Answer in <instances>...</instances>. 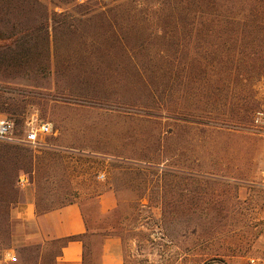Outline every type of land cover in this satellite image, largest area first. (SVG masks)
I'll return each instance as SVG.
<instances>
[{
    "label": "trees",
    "instance_id": "16d2710c",
    "mask_svg": "<svg viewBox=\"0 0 264 264\" xmlns=\"http://www.w3.org/2000/svg\"><path fill=\"white\" fill-rule=\"evenodd\" d=\"M50 4L52 9L45 0H0V66L11 74L12 68L33 59L38 73L55 78L54 86L63 95L108 111L130 108V131L123 135L125 143L130 138V146L110 150L88 145L83 150L130 162V167H121L133 176L123 190L137 191L140 209L149 205L157 189L162 196L180 194L179 167H222L219 152L215 162L190 165L181 160L180 147L168 144L183 129L194 128L190 112H182L181 89L188 97L195 87L208 90L217 116L223 115L221 103L230 106L226 117L213 125V133L226 135L236 129L241 121L234 105L244 78L237 36L245 40L254 59L264 58V0H50ZM214 29L220 51L215 56L209 40ZM224 47L227 55L221 52ZM52 84L32 86L51 89ZM125 84L130 86L129 97L116 90ZM224 90L227 94H222ZM137 137L142 138L138 140L142 147L135 146L137 139L131 142ZM53 152L38 155L32 145L0 140V257L13 248L12 209L23 198L20 177L37 174L44 163H65ZM42 190L38 186L35 191L38 211L65 204L44 201ZM126 219L118 205L101 216L94 230L118 235L124 242L130 231ZM36 259L39 264L38 254Z\"/></svg>",
    "mask_w": 264,
    "mask_h": 264
},
{
    "label": "rangeland",
    "instance_id": "374dc122",
    "mask_svg": "<svg viewBox=\"0 0 264 264\" xmlns=\"http://www.w3.org/2000/svg\"><path fill=\"white\" fill-rule=\"evenodd\" d=\"M45 3L53 8L50 0ZM209 40L211 54H220L215 29ZM237 44L244 78L234 108L241 123L226 135L213 133V125L226 117L230 106L221 103L223 115L217 116L208 90L195 87L188 97L182 88V112H190L194 128L191 132L183 129L168 143L180 147L181 160L190 165L215 162L219 152L222 167H179L180 194L162 196L157 189L142 209L137 191L123 190L133 176L121 167H130V162L83 150L88 145L110 150L130 146V138L125 143L123 136L130 131V108L108 111L63 95L54 86L55 78L45 79L38 73L33 59L12 68L11 74L0 66V113L22 121L15 135L24 137L30 126L50 122L53 131L43 135L42 141L69 152L65 163H44L37 174L26 176L29 189L36 191L41 186L42 199L55 205L79 201L90 220L96 219L94 227L99 226L98 194L110 186L120 189L119 210L126 213L124 225L130 227L124 241L128 264H248L250 257H264V54L263 61L254 59L240 36ZM221 52L229 53L226 47ZM10 76L14 80L7 83ZM49 83H53L51 89L32 86ZM116 90L130 96L129 85ZM136 139L135 146L142 147L140 137L131 142ZM101 240L102 236H95L92 241L98 248ZM36 261V254L29 250L17 264Z\"/></svg>",
    "mask_w": 264,
    "mask_h": 264
},
{
    "label": "crops",
    "instance_id": "0c3cea01",
    "mask_svg": "<svg viewBox=\"0 0 264 264\" xmlns=\"http://www.w3.org/2000/svg\"><path fill=\"white\" fill-rule=\"evenodd\" d=\"M2 115L0 113V119H8L1 117ZM41 144L42 147H34L38 155H42L45 150L54 151V154L66 161L64 156L69 152L56 146H49L42 140ZM21 187L23 198L12 209L13 248L3 253L0 264H17L24 259L30 248L35 249V254L39 255L41 259L39 264H48L43 261L50 258L51 253L50 264H128L122 238L94 230L92 223L97 224L96 219H93V222L90 220L79 201L63 202L65 204L62 206L40 212L36 206V192L29 189L27 178ZM97 200L98 222L101 216L109 214L119 205L118 193L111 186L101 191ZM88 227H91V230H88ZM72 236H83V239L86 237L85 240H71L63 246L59 243ZM95 236H102L98 248L92 241ZM13 256L17 257L16 261L12 259Z\"/></svg>",
    "mask_w": 264,
    "mask_h": 264
},
{
    "label": "built area",
    "instance_id": "2783aa9c",
    "mask_svg": "<svg viewBox=\"0 0 264 264\" xmlns=\"http://www.w3.org/2000/svg\"><path fill=\"white\" fill-rule=\"evenodd\" d=\"M16 128L15 122L11 119H0V140L7 142H20L37 147L41 144L42 136L49 134L53 131V125L50 122H43L40 125H33L28 128L24 137H17L14 133ZM264 161V159H263ZM100 177H104L101 175ZM26 182V177H20V185ZM264 245V243H263ZM14 261L17 260L16 256H13ZM248 264H264V257H250Z\"/></svg>",
    "mask_w": 264,
    "mask_h": 264
}]
</instances>
